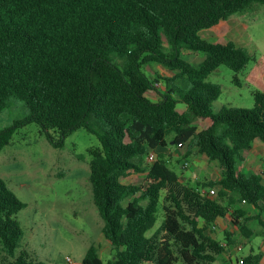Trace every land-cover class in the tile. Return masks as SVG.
Segmentation results:
<instances>
[{
	"label": "trees",
	"instance_id": "16d2710c",
	"mask_svg": "<svg viewBox=\"0 0 264 264\" xmlns=\"http://www.w3.org/2000/svg\"><path fill=\"white\" fill-rule=\"evenodd\" d=\"M258 3L264 0H0V111L16 100L30 112L0 131V153L33 122L57 148L80 127L101 143L90 150V181L115 257L105 263L92 245L81 264H214L235 242L232 233L226 244L214 235L218 219L230 215L245 234L253 220L264 227V172L237 168L244 151L264 143V90L254 93L253 108L215 112L222 89L207 80L222 65L240 72L254 56L201 35ZM184 50L205 59L192 64ZM149 64L173 75L152 77ZM157 90L162 98L151 99ZM172 146L183 150L182 160L197 150L217 161L221 178L184 183L163 152ZM151 151L157 158L146 165ZM135 172L144 180L126 181ZM209 188L217 194L205 195ZM161 203L165 219L149 235ZM244 203L260 214H248ZM25 207L0 178V239L12 258L2 264H48L26 250L17 255V214ZM262 257L251 252L244 264Z\"/></svg>",
	"mask_w": 264,
	"mask_h": 264
},
{
	"label": "rangeland",
	"instance_id": "374dc122",
	"mask_svg": "<svg viewBox=\"0 0 264 264\" xmlns=\"http://www.w3.org/2000/svg\"><path fill=\"white\" fill-rule=\"evenodd\" d=\"M240 15L235 14L232 17L233 19L241 17L248 26L242 29L243 43L238 40L235 42L244 46L254 56V60L238 73L222 65L208 77V81L218 84L222 89L219 99L213 104L215 112L224 107L253 108L254 93L262 90L255 78L257 74H261L260 77L264 80V4H255L243 16ZM211 34V30L201 31V35L210 40H212ZM183 57L192 64H198L205 59L203 53L189 50L183 51ZM147 72L152 77H156L158 73L166 77L173 75V72L159 64L147 65ZM235 76H238V81H235ZM175 84L178 88H184L179 81ZM160 90L165 91V88ZM154 96H158L160 100L162 93L157 90L151 94V97ZM184 105L181 101L178 106L181 111L185 109ZM29 113L24 102L11 100L9 106L0 111V131L12 125L14 121L23 119ZM53 134L57 135L54 131ZM100 146V140L95 133L80 127L65 138L62 147H54L41 127L33 122L19 128L11 143L3 148L0 153V178L4 179L19 199L26 203V207L17 214V220L23 228L17 255L26 250L32 258L48 264H81L88 249L92 245H97L105 263L114 259L115 250L103 232L105 221L95 205L90 181L92 160L90 150ZM253 147L243 154L250 158L254 154L256 157L254 172H259L264 169V145L257 142ZM163 152L171 160V166L181 175L184 183L195 184L198 180L197 173L202 172L207 175V172H211L208 168L207 171L199 168L195 170L196 164L192 163L191 167H184L181 162L183 150L178 147L172 146ZM190 158L194 161L198 155H192ZM201 158L202 156L199 155V160ZM151 163L146 157L145 164ZM215 163L216 173L221 175L220 165L217 161L212 165ZM237 168L239 171L244 168L243 161H238ZM144 177V173L135 172L126 177V181L141 183ZM204 177L201 176L200 180ZM248 206L244 203V207ZM157 215L156 225L149 235L158 230L165 219L162 203ZM229 222L231 225L230 219ZM250 224L256 229L261 228L255 220ZM234 228L238 230L235 225ZM218 232L219 236L221 231ZM241 234L238 230L237 238L240 240L238 244H243V249L236 252L233 247L237 245L230 248L234 260L235 255L243 256L251 250V245L248 242L244 243ZM222 235L219 237L223 238ZM260 244L264 245L263 237L258 245ZM229 253L227 251L223 259L227 258ZM10 260L12 258L7 256L0 239V264ZM221 260L214 264L222 263Z\"/></svg>",
	"mask_w": 264,
	"mask_h": 264
},
{
	"label": "crops",
	"instance_id": "0c3cea01",
	"mask_svg": "<svg viewBox=\"0 0 264 264\" xmlns=\"http://www.w3.org/2000/svg\"><path fill=\"white\" fill-rule=\"evenodd\" d=\"M244 26H245V28L248 26L244 19H242L241 17L239 19H235V18L233 19V17L231 16L228 20H226L225 22H223L219 26H216V27L210 28V29H205V30H211L212 31V34H211L212 40H210L208 38H205V39L210 40L212 42L223 43V44L228 43V42H235L237 40L240 43H243L241 41L243 40L242 29L244 28ZM238 45H240V44H238ZM260 76H261V74L260 75L257 74V76L255 78V81H257L260 84L261 89L264 90V80ZM150 97H151V95H150ZM151 99L158 100V96L157 97H155V96L151 97ZM184 108L185 109L182 110V111L179 108L178 109L181 112L185 111L186 108H187L186 104L184 105ZM257 142L263 143L262 141H256L254 143V145ZM263 145H264V143H263ZM253 148L254 147H252V149ZM252 149H250V150H252ZM156 154H158V152H156ZM192 155H196V156L198 155V158L195 159L194 161H192L191 158H190V157H192ZM192 155L189 157V159L182 160L181 162L185 163L186 161H188L189 162V165L187 166L188 168H189V166L191 167V163L192 164H196L195 165V167H196L195 170H197V168L203 169L205 171H207L206 168L211 169V172H207V175H205L206 173H202V172L197 173V176H198L197 177V179H198L197 181L219 180L221 178L222 174L221 175H217V173H216V171H217L216 163L212 165V163L214 161L208 160L204 155L198 153L197 150H194ZM199 155H200V157L202 156V158L200 160H199ZM243 156H244V160H243L244 168L241 171L244 172V173H253L254 171H256V169H254V167H253L256 164V162H255L256 161V157L254 156V154H252L251 158H250V156H247L245 153L243 154ZM251 162H254V163L252 164ZM183 163H182V165L184 166ZM220 169H221V166H220ZM261 171L264 172V169L261 170ZM221 173H222V169H221ZM188 175L190 177L192 176L191 174H188ZM203 175L205 176L204 179L200 180V177L201 176L203 177ZM209 189H211V188H209ZM215 189L217 190V188H215ZM244 208L248 211L247 213L250 214V215L255 216V215L260 214L259 210L257 208H255L254 206H248V207H244ZM229 219L231 220V225H229L230 224ZM241 220H242V218H241ZM255 221H257L261 225V228L260 229H256L255 226L250 224L252 222L251 221L249 223V225H248L249 226V229L247 231L248 234H245L244 232H241L236 225H235V227H237L238 230L240 231V233H242L241 235L244 237V239H243L244 243L246 244L248 242L251 245L250 253L251 252H253V253H261L263 255L261 263L264 264V245L263 244L258 245V243L261 241V238L262 237L264 238V227L262 226V224L260 223L259 220H255ZM230 229H231V231H230ZM232 230H233V232H232ZM236 230L237 229L234 228V223L232 222V218L231 217L229 218V215L226 216V217L218 219L214 235L218 239L222 240L223 244H226V235L228 236V234H227L228 232L232 233L234 235V238H235V242L233 244H231V245H227L225 252L218 258L217 261L222 259L221 260L222 263H220V264H224L229 259L233 260L234 264H239L237 259L238 258H245V256H247L249 254L248 253L246 255L239 256V257H236V255H235V260L233 259V254H232L233 251L230 248L232 246H234V245H237V247H233V250L236 249L235 251L237 252V251H241L243 249V247H244L243 244H238V242L240 240L237 238V231L238 230L237 231ZM218 231H221L220 235L223 234L222 235L223 238H220L219 237L220 235L218 236V233H219ZM227 251L230 252V253H229L227 258L223 259L224 255L226 254Z\"/></svg>",
	"mask_w": 264,
	"mask_h": 264
},
{
	"label": "built area",
	"instance_id": "2783aa9c",
	"mask_svg": "<svg viewBox=\"0 0 264 264\" xmlns=\"http://www.w3.org/2000/svg\"><path fill=\"white\" fill-rule=\"evenodd\" d=\"M155 86H157L158 88H161V87H163V83L162 82H156L155 83ZM182 144H180V146H181ZM156 158H157V154H156V152L155 151H151L150 153H149V155H148V161L149 162H154L155 160H156ZM189 165V162L188 161H186L185 163H184V166L185 167H187ZM203 193L205 194V195H209V196H215L216 194H217V190L215 189V188H211V189H205V190H203ZM216 228V225H214V229ZM69 260H70V258H69ZM238 263L239 264H244V258H240L239 260H238Z\"/></svg>",
	"mask_w": 264,
	"mask_h": 264
}]
</instances>
